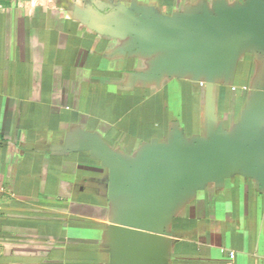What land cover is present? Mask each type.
<instances>
[{"label": "crops", "instance_id": "0c3cea01", "mask_svg": "<svg viewBox=\"0 0 264 264\" xmlns=\"http://www.w3.org/2000/svg\"><path fill=\"white\" fill-rule=\"evenodd\" d=\"M0 264H264V0H0Z\"/></svg>", "mask_w": 264, "mask_h": 264}, {"label": "built area", "instance_id": "2783aa9c", "mask_svg": "<svg viewBox=\"0 0 264 264\" xmlns=\"http://www.w3.org/2000/svg\"><path fill=\"white\" fill-rule=\"evenodd\" d=\"M233 257V254L230 252V258H232Z\"/></svg>", "mask_w": 264, "mask_h": 264}]
</instances>
